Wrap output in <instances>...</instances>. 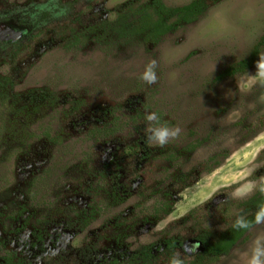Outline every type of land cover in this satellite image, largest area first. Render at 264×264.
<instances>
[{"label":"rangeland","instance_id":"1","mask_svg":"<svg viewBox=\"0 0 264 264\" xmlns=\"http://www.w3.org/2000/svg\"><path fill=\"white\" fill-rule=\"evenodd\" d=\"M125 1L0 0V264H133L148 247L151 264L177 252L189 264L200 236L255 213L242 204L257 192L231 193L264 177V87L246 83L255 65L220 75L264 35V0H220L156 46L76 42ZM146 111L179 137L149 143ZM102 126L113 134L98 140ZM262 234L264 223L211 264H245Z\"/></svg>","mask_w":264,"mask_h":264},{"label":"trees","instance_id":"2","mask_svg":"<svg viewBox=\"0 0 264 264\" xmlns=\"http://www.w3.org/2000/svg\"><path fill=\"white\" fill-rule=\"evenodd\" d=\"M219 1L193 0L187 5L169 7L163 0H127L116 7V17L114 20L102 21L97 25L85 29L81 33L82 35L75 34L73 38L78 42L81 37L86 38L90 36L96 42L107 46L121 40L128 42L140 40L146 46H156L167 35L198 21L207 12L211 4L216 5ZM262 48H264V35L254 47L249 57L229 67L220 75V78L233 77L236 74L244 73L251 69L258 60ZM0 89L3 90L2 88ZM1 97L5 106L8 99L7 94L3 92ZM104 130L105 132H98V135L109 137L113 134V132L109 131L108 126ZM48 138L55 141L53 137L48 136ZM242 205L253 208L256 212L258 207L264 205V194L257 191L250 200L244 202ZM168 210V208H165L164 212L168 213ZM254 217L255 213L250 218H247L248 221L252 222V226L248 229H236L232 227L227 235L220 237H211V234L200 236L198 241L203 250L189 264H211L218 261L222 256L228 255L233 247L245 238L250 229L257 225L254 223ZM175 245V242L171 241L167 247L172 250ZM155 256L152 247H148L134 254L132 262H134L133 264H151L156 258ZM7 263L13 264L9 259Z\"/></svg>","mask_w":264,"mask_h":264},{"label":"clouds","instance_id":"3","mask_svg":"<svg viewBox=\"0 0 264 264\" xmlns=\"http://www.w3.org/2000/svg\"><path fill=\"white\" fill-rule=\"evenodd\" d=\"M158 67L157 60L153 59L146 66L140 79L148 85L157 83L158 75L156 69ZM255 73H248L246 83L259 84L264 87V54L260 55L255 62ZM242 91H247V88H242ZM264 100V96L261 97ZM145 133L149 143H155L161 147L166 146L170 140L179 137L182 129L179 126H170L169 124H160V118L156 112H145ZM264 194V177H260L258 181L248 180L231 193L233 199H245L254 192ZM255 224L264 223V205L258 207L254 217ZM252 226V222L248 221L244 216H238L233 227L236 229H248ZM246 257L245 264H264V234L258 235L253 241L250 251L244 254ZM167 264H185L181 253L177 252L172 255Z\"/></svg>","mask_w":264,"mask_h":264},{"label":"flooded vegetation","instance_id":"4","mask_svg":"<svg viewBox=\"0 0 264 264\" xmlns=\"http://www.w3.org/2000/svg\"><path fill=\"white\" fill-rule=\"evenodd\" d=\"M104 128L106 129V127L105 126H102V130H99L98 132H100V131H104L105 132V130H104ZM107 131V130H106ZM109 131H111V130H109ZM98 132L96 133V136H98V140H100V139H105V138H107V137H101V136H99L98 135ZM57 139V141L58 142H55V141H52V140H50L49 138H47V140L49 141V142H51V143H60L59 142V139L58 138H55V140ZM87 223H85V225H86ZM153 251H154V249H152ZM195 251V249H192L191 250V252L193 253ZM9 259V261H11L13 264H20V261H17V262H14V259L12 258V256H8L6 259H5V264H8L7 263V260ZM114 263L113 264H116V262L115 261H113ZM11 264V263H10Z\"/></svg>","mask_w":264,"mask_h":264}]
</instances>
